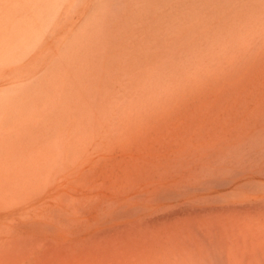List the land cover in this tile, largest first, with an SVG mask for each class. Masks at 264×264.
Wrapping results in <instances>:
<instances>
[{
    "label": "rangeland",
    "instance_id": "1",
    "mask_svg": "<svg viewBox=\"0 0 264 264\" xmlns=\"http://www.w3.org/2000/svg\"><path fill=\"white\" fill-rule=\"evenodd\" d=\"M0 264H264V0H0Z\"/></svg>",
    "mask_w": 264,
    "mask_h": 264
},
{
    "label": "bare ground",
    "instance_id": "2",
    "mask_svg": "<svg viewBox=\"0 0 264 264\" xmlns=\"http://www.w3.org/2000/svg\"><path fill=\"white\" fill-rule=\"evenodd\" d=\"M243 249V248H242ZM235 255V254H234ZM233 256V255H232ZM141 257V256H140ZM134 263V262H133Z\"/></svg>",
    "mask_w": 264,
    "mask_h": 264
}]
</instances>
